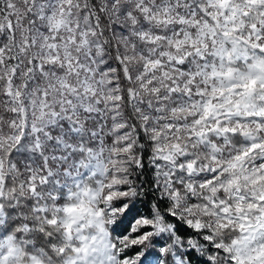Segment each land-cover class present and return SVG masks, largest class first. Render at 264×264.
Instances as JSON below:
<instances>
[{
  "label": "snow or ice",
  "instance_id": "1",
  "mask_svg": "<svg viewBox=\"0 0 264 264\" xmlns=\"http://www.w3.org/2000/svg\"><path fill=\"white\" fill-rule=\"evenodd\" d=\"M0 264H264V0H0Z\"/></svg>",
  "mask_w": 264,
  "mask_h": 264
}]
</instances>
